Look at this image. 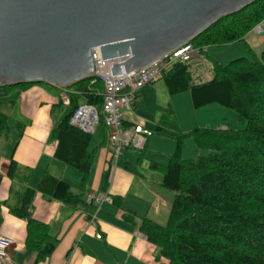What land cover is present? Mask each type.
<instances>
[{
  "label": "trees",
  "instance_id": "trees-1",
  "mask_svg": "<svg viewBox=\"0 0 264 264\" xmlns=\"http://www.w3.org/2000/svg\"><path fill=\"white\" fill-rule=\"evenodd\" d=\"M263 22L264 0H258L243 11L221 19L191 42L202 55L209 47L236 43L244 44L253 54L252 59L239 58L227 65L214 62L211 81L197 83L189 71L190 65H174L162 75L171 96L190 92L195 109L214 104L232 109L246 127L240 130L198 128L183 134L157 124L151 135L173 139L177 145L168 166L155 163L150 166L152 171L162 172L160 186L174 194L165 225L149 218L141 221L140 232L157 250L156 261L163 259L167 264H264V50L258 58L246 42L247 35ZM33 87H45L58 93V103L51 111L53 119L61 117L67 110L57 121L51 141L56 144L55 159L80 174L78 194L72 192L68 182L49 170L33 188L35 169L22 166L14 159L15 150L31 122L24 117L12 118L5 109L15 103L8 101L10 97ZM65 90L68 91L67 105L60 98L63 89L46 84L0 86V140L11 142L12 119L17 131L15 147L5 171V177L12 183L15 205H10V200L3 203L0 200V207L7 206L12 216L26 221L25 248L35 254V264L46 261L58 244L51 226L33 217L36 194L71 209L86 206L91 171L104 145L103 142L91 147L94 136L71 124L76 112L84 105L103 111L104 85L94 77ZM138 97L139 93L135 100ZM166 117L164 114L162 119L166 120ZM121 124L123 128L136 126L126 120ZM100 127L106 128L103 119ZM188 138H194L199 149L210 153L197 159L182 160ZM146 147L138 152L139 164ZM2 158L0 154V162ZM126 170L139 173L138 167L131 163L126 164ZM3 180L4 175L0 173V190ZM118 200L114 197V201ZM119 204L123 209L121 201ZM131 214L128 212L124 216L133 220Z\"/></svg>",
  "mask_w": 264,
  "mask_h": 264
},
{
  "label": "water",
  "instance_id": "water-1",
  "mask_svg": "<svg viewBox=\"0 0 264 264\" xmlns=\"http://www.w3.org/2000/svg\"><path fill=\"white\" fill-rule=\"evenodd\" d=\"M258 0H0V86L63 89L149 67Z\"/></svg>",
  "mask_w": 264,
  "mask_h": 264
},
{
  "label": "crops",
  "instance_id": "crops-1",
  "mask_svg": "<svg viewBox=\"0 0 264 264\" xmlns=\"http://www.w3.org/2000/svg\"><path fill=\"white\" fill-rule=\"evenodd\" d=\"M250 40L255 49H264V37ZM18 96L20 114L31 124L24 131L14 159L22 166L35 169L31 186H37L46 170L53 172L55 169L57 175L50 171L54 176L64 181L71 179L69 183L80 187V174L55 159L56 144L51 141V133L58 122L53 119L51 111L53 105L58 103V93L45 87H33L19 92ZM126 121L141 127L136 122ZM97 133L100 136L98 144L104 142V145L99 150L96 165L94 163L95 169L94 166L92 168L87 192L97 196L108 195L111 201L97 208L87 204L71 209L37 193L33 202V217L51 226L52 234L58 239L52 255L38 264H167L163 259L156 261L157 250L140 232L143 218L165 225L168 214H163L162 208L167 205L159 198V194V197H155V204L146 195H152V185L144 175L129 172L126 165L125 171H122L117 167L118 162L113 165L108 131L100 127L93 136ZM8 157L5 156L0 162V173L4 175L0 190L2 203L12 198V183L5 177ZM72 192L78 194L80 191L72 189ZM114 197L119 200L114 201ZM120 201L123 209L120 208ZM128 212L133 213L130 215L133 220L125 218L124 214ZM26 224V221L12 216L7 206L0 207V235L14 242L9 251V264H35V254L25 248Z\"/></svg>",
  "mask_w": 264,
  "mask_h": 264
},
{
  "label": "rangeland",
  "instance_id": "rangeland-1",
  "mask_svg": "<svg viewBox=\"0 0 264 264\" xmlns=\"http://www.w3.org/2000/svg\"><path fill=\"white\" fill-rule=\"evenodd\" d=\"M250 33L248 35H250ZM257 37H264V34ZM250 41L248 43L251 45L250 48L253 49L255 55L259 58L264 49H255ZM239 58H253V54H251L249 49H247L242 43L223 47H209L206 49V53L202 55V60L199 63L190 65L189 71L197 83L209 82L214 78V62L227 65ZM8 101H13L15 103L6 106V112L15 119L23 117L20 114V101L18 94L10 97ZM66 112L67 110L62 113L61 117L56 118V120L60 121ZM164 114H167L166 120L162 119ZM120 115L123 119L136 122L150 133L154 132L159 123H161V126L164 128L183 134L190 133L198 128H231L234 130H240L246 127V124H243L240 121L238 114L232 109L217 104L209 105L201 109H195L192 104L190 92L171 96L168 93L163 79H160L153 84L146 85L141 89L133 109L130 111L120 109ZM14 124V119H12L10 121L12 131L11 142H6L4 139L0 140V154L4 158L5 156H10L15 147L17 131ZM98 130L99 128L96 131ZM99 137L98 133L94 136L91 147H94L99 143ZM176 145L177 143L173 139L151 135L147 140V147L144 150V157L140 164L138 163V152H141L139 148L124 149L122 151V157L117 161V167L122 171H125V165L127 162L138 167V172L144 175L146 181L152 185L150 186V193L152 195H148L149 193L146 195L150 197L155 204L157 200L155 197L159 194L160 197H158L162 198L164 204L167 205L162 208V212L163 214H168V216L171 210L174 194L159 186L162 182V172L152 171L150 166L153 163L164 167L168 166L171 162L172 155L175 154ZM209 153L210 151L208 150L199 149L194 138H188L184 143L182 160L197 159L206 156ZM93 169H95V166ZM52 173L57 175L55 169ZM70 180L71 179H68L66 182L69 183ZM69 184L72 186L73 191H80V187L75 185V183ZM18 189L19 188L16 187V190ZM9 204L15 205L13 197Z\"/></svg>",
  "mask_w": 264,
  "mask_h": 264
},
{
  "label": "built area",
  "instance_id": "built-area-1",
  "mask_svg": "<svg viewBox=\"0 0 264 264\" xmlns=\"http://www.w3.org/2000/svg\"><path fill=\"white\" fill-rule=\"evenodd\" d=\"M253 36L264 34V23L258 25L251 32ZM201 52L191 43H188L168 56L155 62L147 68L134 70L133 72L114 76L111 69L118 62H105L100 52H94L96 62L95 78L104 85V107L100 112L96 107L84 105L74 115L71 124L84 133L93 135L103 119L109 133V142L112 147L113 165L121 157L124 149H144L151 133L142 127L123 128L120 109L132 110L134 97L146 85L153 84L162 78L164 71L174 65H189L201 60ZM95 83V82H94ZM60 98L64 104L68 103V91L63 89ZM110 196H97L90 193L86 197V203L94 207H100L103 203L110 202ZM100 238V236H98ZM14 244L13 240L0 235V264H9V251Z\"/></svg>",
  "mask_w": 264,
  "mask_h": 264
}]
</instances>
